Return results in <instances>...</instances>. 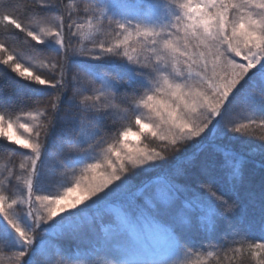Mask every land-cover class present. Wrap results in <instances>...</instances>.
Listing matches in <instances>:
<instances>
[{
  "label": "snow or ice",
  "instance_id": "snow-or-ice-1",
  "mask_svg": "<svg viewBox=\"0 0 264 264\" xmlns=\"http://www.w3.org/2000/svg\"><path fill=\"white\" fill-rule=\"evenodd\" d=\"M0 36V264H264V0H0Z\"/></svg>",
  "mask_w": 264,
  "mask_h": 264
},
{
  "label": "trees",
  "instance_id": "trees-1",
  "mask_svg": "<svg viewBox=\"0 0 264 264\" xmlns=\"http://www.w3.org/2000/svg\"><path fill=\"white\" fill-rule=\"evenodd\" d=\"M3 39H5V37H2V36H0V40H3ZM19 41H17V45H19ZM11 86V81H6V82H4V88H5V90L7 91L8 90V88Z\"/></svg>",
  "mask_w": 264,
  "mask_h": 264
},
{
  "label": "rangeland",
  "instance_id": "rangeland-1",
  "mask_svg": "<svg viewBox=\"0 0 264 264\" xmlns=\"http://www.w3.org/2000/svg\"><path fill=\"white\" fill-rule=\"evenodd\" d=\"M6 163H7V161H6L3 157H0V168H3V166H4ZM69 246H71V245L69 244ZM5 264H6V262H5Z\"/></svg>",
  "mask_w": 264,
  "mask_h": 264
}]
</instances>
